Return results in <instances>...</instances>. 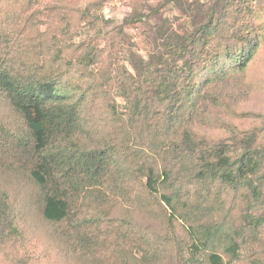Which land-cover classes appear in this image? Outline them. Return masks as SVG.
I'll return each mask as SVG.
<instances>
[{
  "label": "trees",
  "instance_id": "16d2710c",
  "mask_svg": "<svg viewBox=\"0 0 264 264\" xmlns=\"http://www.w3.org/2000/svg\"><path fill=\"white\" fill-rule=\"evenodd\" d=\"M96 5L83 19L93 20L89 12ZM227 8V16L211 14L201 31L172 45L170 63L154 71V78L143 72L134 82L123 77L127 98L139 86L123 115L108 101L120 82L111 70L95 80L88 64L61 62L48 42V60L40 67L0 61V91L25 128L11 137L0 132V161L37 187L41 220L74 264H160L168 255L184 264L174 229L180 220L188 226L191 252L205 254L191 264H234L240 245L258 240L264 228V143L232 145L225 136L198 133L196 124L208 83L242 75L259 40L253 29L246 40L238 38L248 27ZM99 107L97 119L93 111ZM222 195L240 200L242 225L203 227L199 219ZM1 203L0 234L15 242L21 237L16 213ZM149 203L156 204L169 234L150 240L132 219L111 216L118 206Z\"/></svg>",
  "mask_w": 264,
  "mask_h": 264
},
{
  "label": "rangeland",
  "instance_id": "374dc122",
  "mask_svg": "<svg viewBox=\"0 0 264 264\" xmlns=\"http://www.w3.org/2000/svg\"><path fill=\"white\" fill-rule=\"evenodd\" d=\"M95 3L89 12L93 20L83 19L84 11ZM226 6L228 15L234 13L237 21L248 27L237 37L246 40L253 29L259 40L242 75L208 83L197 131L225 136L232 145L243 140L255 147L264 143V0H226V4L223 0H0V61L21 69L40 67L48 60V42L51 53L63 57L61 62L88 64L95 80H102L111 70L120 82L108 101L123 115L139 93L138 84H134L130 101L124 95L123 77L132 82L143 72L146 78H154V71L170 63L172 45L188 32L201 31L211 14L224 17ZM160 85L163 88L165 84ZM101 113L102 109L96 108L93 117L99 119ZM0 132L7 137L25 132L19 114L2 91ZM2 201L12 205L21 237L13 242L0 234V264H74L60 253L57 235L41 220L42 199L37 187L25 173L4 167L0 161V204ZM216 204L199 219L203 227L212 230L219 225H242L245 208L240 200L222 195ZM111 216L125 222L124 217L132 219L150 240L171 232L167 225L164 227L154 203L143 208L118 206ZM185 227L180 220L174 229L177 241L182 242L179 249L184 264H191L205 254L191 252ZM228 259L224 255V260ZM174 260L168 255L160 264H175ZM234 264H264V228L257 241L247 240L240 245Z\"/></svg>",
  "mask_w": 264,
  "mask_h": 264
}]
</instances>
